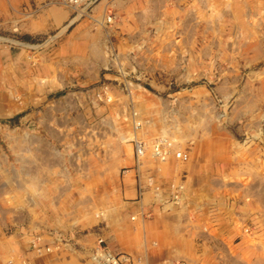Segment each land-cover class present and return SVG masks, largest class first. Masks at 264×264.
Wrapping results in <instances>:
<instances>
[{"label": "rangeland", "instance_id": "1", "mask_svg": "<svg viewBox=\"0 0 264 264\" xmlns=\"http://www.w3.org/2000/svg\"><path fill=\"white\" fill-rule=\"evenodd\" d=\"M43 5L70 10L57 0ZM94 10L72 11L73 22L35 45L28 36L0 35V264H53L78 248V236L113 224L122 230L121 220H99L116 213L101 197L132 174L126 166L116 174L114 160L137 159L138 141L146 144L134 174L138 200L164 193L178 205L179 175L149 169L148 161H184L210 149L216 168L231 170L214 175L216 192L250 201L264 222V0H186L159 15L131 14L137 29L118 32L109 27L115 17L94 20ZM86 22L95 29L85 30ZM87 166L99 172L80 173ZM167 176L176 184L165 191ZM244 224L263 245L262 224L252 223V231ZM101 238L115 263L142 264L102 233L92 246L95 261L114 263L97 256Z\"/></svg>", "mask_w": 264, "mask_h": 264}, {"label": "crops", "instance_id": "2", "mask_svg": "<svg viewBox=\"0 0 264 264\" xmlns=\"http://www.w3.org/2000/svg\"><path fill=\"white\" fill-rule=\"evenodd\" d=\"M185 1L102 0L94 10L93 19L95 20L94 16L106 18L107 15L112 19L115 17L114 25L109 27L118 32L134 25L130 18L132 15L136 17L146 11L159 15L162 7H179ZM44 2L46 0H0V35L17 39L19 35L28 36L31 38L30 44L35 45L41 34H49L70 22L74 15L72 10L57 5L41 10ZM137 20L143 21L144 18ZM104 23L102 26L106 27ZM88 29H95L94 23L86 22L85 30ZM132 29L137 27L133 26ZM215 161L214 150L210 149L195 150L184 161L174 157L164 164L155 165L148 161L149 169L161 171L164 175H179L180 196L178 205H175L173 202L177 201H166L168 196L164 193L155 195L154 192H148L143 200H138L137 178L134 175L138 170L136 157L129 154L122 162L115 159L116 174H120L125 166L133 167V174L122 183V188L117 180L111 187L113 192L108 193L107 198L101 197V201H112L116 213L110 219L99 220H121L125 226L119 230L120 226L113 224L110 229L103 228L99 232L78 236V248L66 251L64 256L54 259L53 264H101L91 255L92 246L101 233L116 251L141 259L142 264H264L260 256V247L263 246L264 249V244L260 245L259 241L254 243L249 231L248 235L244 231V223L250 226L252 223H259L264 229L263 220L257 219L258 214L261 217L262 213L250 201H241L242 197L240 201H231V194L225 189L216 192L211 184L215 179L214 175L219 172V175L222 173L226 176L231 170L224 167V164L216 168ZM89 169L87 166L80 173L99 172L96 171L97 168L94 171H88ZM83 178L80 176L82 182L85 179ZM165 180V191L171 190V183V188L176 184L174 176ZM81 187L84 185L81 184ZM91 187L103 190L104 184L91 182ZM239 215L241 221L237 219ZM252 229L253 226L251 231Z\"/></svg>", "mask_w": 264, "mask_h": 264}, {"label": "built area", "instance_id": "3", "mask_svg": "<svg viewBox=\"0 0 264 264\" xmlns=\"http://www.w3.org/2000/svg\"><path fill=\"white\" fill-rule=\"evenodd\" d=\"M58 2L63 3L65 6L70 7L74 10H76L79 13H90L93 12L94 7L101 1V0H57ZM159 148L156 147L157 155H160L158 153ZM136 163L139 166L142 165V158L145 155L146 152V144L144 142H136ZM180 156V154H179ZM103 240L100 239L99 241V248L97 249V256H104V260L107 262L113 261L114 263L117 262V258L114 257L112 253L109 251H106L107 249H102L101 244ZM103 259V258H102ZM125 260V259H122ZM113 263V264H114ZM117 264V263H115Z\"/></svg>", "mask_w": 264, "mask_h": 264}, {"label": "bare ground", "instance_id": "4", "mask_svg": "<svg viewBox=\"0 0 264 264\" xmlns=\"http://www.w3.org/2000/svg\"><path fill=\"white\" fill-rule=\"evenodd\" d=\"M2 1V0H1ZM5 1V0H4ZM60 3V2H59ZM62 5H64L63 3H61ZM11 5V4H10ZM65 6V5H64ZM5 7V6H4ZM13 7V6H12ZM96 7V6H95ZM95 7H94V9H95ZM6 8V7H5ZM4 9V8H3ZM72 8H70V10H71ZM93 9V10H94ZM50 11V10H49ZM72 11H74V12H77L76 10H74V9H72ZM2 12V11H1ZM51 13V12H50ZM49 13V14H50ZM62 13V12H61ZM78 13V12H77ZM76 14V13H75ZM61 16V15H60ZM79 16V15H78ZM85 16V15H84ZM72 18V17H71ZM73 20L74 19H72L70 22H73ZM32 23V22H31ZM72 24V23H71ZM70 25V24H69ZM41 26V25H40ZM66 27V26H65ZM142 28V27H141ZM140 28V29H141ZM41 32V31H40ZM5 39L4 38H2L1 36H0V41H4ZM19 45H24V46H29V47H34L33 45H30V44H27V43H20V42H17ZM5 53V52H4ZM41 82H43V80L41 81ZM132 86V85H131ZM130 87V86H129ZM131 88V87H130ZM112 97V96H111ZM140 97V96H139ZM113 98V97H112ZM69 99V98H68ZM71 99V98H70ZM78 99V98H77ZM114 99V98H113ZM56 101V100H55ZM63 102V101H62ZM28 103V102H27ZM51 106V105H50ZM58 106V105H57ZM71 106V105H70ZM73 106V105H72ZM23 108H25V107H23ZM58 108V107H57ZM22 109V108H21ZM16 110V109H15ZM58 110L59 111H61L59 108H58ZM63 110V109H62ZM73 110H75V108L73 109ZM45 111V110H44ZM45 113V112H44ZM61 114V113H60ZM38 115V114H37ZM65 115V114H64ZM33 116V115H32ZM48 116V115H47ZM61 116V115H60ZM42 117V116H41ZM82 117V116H81ZM47 118H49V117H47ZM63 118V117H62ZM58 119H60V118H58ZM83 119V118H82ZM51 120V119H50ZM169 121V120H168ZM44 123V122H43ZM42 123V124H43ZM49 123V122H48ZM52 126V125H51ZM49 128V127H48ZM55 128V127H54ZM79 129V128H78ZM172 129V128H171ZM134 130V129H133ZM166 132H167V130H165ZM169 131V130H168ZM50 132V131H49ZM57 132H58V130H57ZM3 133V132H2ZM70 133V132H69ZM26 134V133H25ZM61 134V133H60ZM38 135V134H37ZM23 136V135H22ZM25 136V135H24ZM61 136V135H60ZM135 136V135H134ZM169 136V135H168ZM27 137V136H26ZM68 137V136H67ZM146 137V136H145ZM13 138V137H12ZM28 138V137H27ZM34 138V137H33ZM64 138V137H63ZM142 138V137H141ZM25 139V138H24ZM41 139V138H40ZM9 140V139H8ZM60 140V139H59ZM147 140V139H146ZM17 141V140H16ZM176 142V141H175ZM30 143V142H29ZM40 143V142H39ZM149 143V142H148ZM173 143V142H172ZM82 144H84V143H82ZM40 145V144H39ZM150 145V144H149ZM33 146V145H32ZM44 146V145H43ZM28 147H26V149H27ZM156 148V147H155ZM40 149V148H39ZM25 150V149H24ZM37 150V149H36ZM45 150V149H44ZM47 150V149H46ZM49 150H51V149H49ZM82 150V149H81ZM85 150V149H84ZM88 150V149H87ZM29 151V150H28ZM22 153V152H21ZM55 154V153H54ZM58 154V153H57ZM56 154V155H57ZM4 155V154H3ZM69 155V154H68ZM58 156V155H57ZM56 156V157H57ZM76 156V155H75ZM22 161V160H21ZM25 162V161H24ZM27 162V161H26ZM62 163V162H61ZM129 172V171H128ZM153 172V171H152ZM133 174V173H132ZM156 195V194H155ZM177 196V195H176ZM180 196V195H179ZM102 240H103V238H101ZM37 244V243H36ZM12 247V246H11ZM101 257V256H100ZM104 257V256H103Z\"/></svg>", "mask_w": 264, "mask_h": 264}]
</instances>
